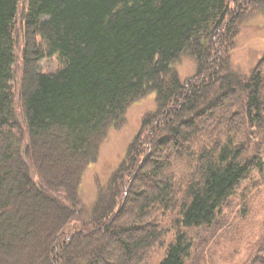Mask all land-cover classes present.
<instances>
[{
  "label": "trees",
  "instance_id": "1",
  "mask_svg": "<svg viewBox=\"0 0 264 264\" xmlns=\"http://www.w3.org/2000/svg\"><path fill=\"white\" fill-rule=\"evenodd\" d=\"M19 6L0 0V264H188L190 231L264 176V54L249 73L233 62L264 0H26L20 81ZM182 54L197 63L184 80ZM150 92L86 207L84 171Z\"/></svg>",
  "mask_w": 264,
  "mask_h": 264
},
{
  "label": "rangeland",
  "instance_id": "2",
  "mask_svg": "<svg viewBox=\"0 0 264 264\" xmlns=\"http://www.w3.org/2000/svg\"><path fill=\"white\" fill-rule=\"evenodd\" d=\"M26 0H20L16 19L18 45L15 71L21 79L23 70V48L25 32L23 14ZM264 54V14L250 13L240 27L233 62L240 71L249 73ZM60 61L56 56L44 58L38 70L48 73L56 71ZM175 68L182 80L197 70L195 59L182 54L175 62ZM17 87L19 83H13ZM156 106L155 93L150 92L131 103L126 120L121 127L109 128L101 141L99 155L86 168L81 184V198L86 207H91L97 197L98 188L105 184L125 157L127 148L140 129L142 117ZM257 186L252 188L254 183ZM244 195L233 197L224 213L212 227L190 231L194 250L188 264H262L264 260V176H256ZM107 259L109 256H106Z\"/></svg>",
  "mask_w": 264,
  "mask_h": 264
}]
</instances>
